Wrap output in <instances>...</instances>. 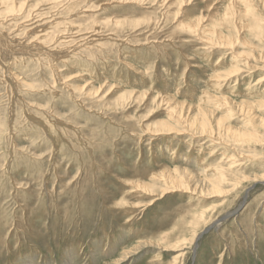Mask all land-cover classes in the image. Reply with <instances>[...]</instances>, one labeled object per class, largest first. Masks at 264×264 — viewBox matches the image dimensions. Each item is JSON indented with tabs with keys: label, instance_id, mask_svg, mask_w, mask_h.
Here are the masks:
<instances>
[{
	"label": "rangeland",
	"instance_id": "obj_1",
	"mask_svg": "<svg viewBox=\"0 0 264 264\" xmlns=\"http://www.w3.org/2000/svg\"><path fill=\"white\" fill-rule=\"evenodd\" d=\"M125 249L264 264V0H0V264Z\"/></svg>",
	"mask_w": 264,
	"mask_h": 264
},
{
	"label": "bare ground",
	"instance_id": "obj_2",
	"mask_svg": "<svg viewBox=\"0 0 264 264\" xmlns=\"http://www.w3.org/2000/svg\"><path fill=\"white\" fill-rule=\"evenodd\" d=\"M38 24V23H37ZM45 28V27H44ZM35 30V29H34ZM212 30L211 29H208V30H206V31H204L203 32V34L205 33V32H211ZM217 37V36H216ZM210 40H212L211 38H209ZM216 40H218V42H220V40H222L223 41V43L224 44H230V41L225 37V36H222V35H220V33L218 34V39H216ZM215 40V41H216ZM229 41V42H228ZM234 41V40H233ZM232 41V42H233ZM231 42V43H232ZM220 47V46H219ZM223 48V47H222ZM255 51H257L256 49H255ZM258 52V51H257ZM258 56L260 57V54L258 53ZM259 82H261V81H259ZM210 114L211 113H209V112H206V113H203V114H201V113H197L195 116H194V120L195 121H200V123H199V125H200V129H201V132L202 133H204V132H212V120L210 119ZM57 121V120H56ZM60 121V120H59ZM217 124H219V127H220V119L219 120H214ZM219 127H218V130H220L219 129ZM215 131H217V130H215ZM215 133V132H214ZM235 134L237 135V133L235 132ZM212 135H213V133H212ZM210 137V136H209ZM219 139H221L220 137H218ZM174 182H176V183H180L177 179H174ZM216 184H214V183H211L210 184V187H211V189L210 190H213V191H215V190H217V188H216ZM169 192V191H168ZM125 241V240H124ZM111 255V254H110ZM133 257H134V254H132V253H130V252H128L126 249L121 253V255H120V257H119V259L118 260H116L117 262L115 263V264H134L133 262H134V259H133ZM26 262V261H25Z\"/></svg>",
	"mask_w": 264,
	"mask_h": 264
}]
</instances>
